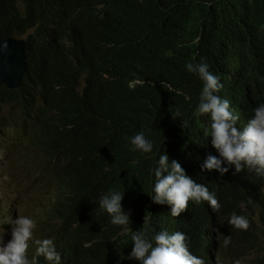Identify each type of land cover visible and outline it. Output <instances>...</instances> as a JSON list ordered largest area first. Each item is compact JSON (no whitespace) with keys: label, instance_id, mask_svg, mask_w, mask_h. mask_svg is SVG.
<instances>
[{"label":"clouds","instance_id":"9594fccd","mask_svg":"<svg viewBox=\"0 0 264 264\" xmlns=\"http://www.w3.org/2000/svg\"><path fill=\"white\" fill-rule=\"evenodd\" d=\"M50 3L0 0L24 20L70 19L68 10L50 12ZM32 31L0 40L25 42L18 77L7 82L0 73V168L9 162V172L18 174L31 199L26 213L9 208L8 215H0L5 226L0 264H210L204 253L209 248L215 264H264V225L249 228L244 215L223 207L239 186L264 207V63L225 73L216 68L236 62L264 31V23L234 16L209 51L200 34L193 39L203 53L186 68L193 75V104L201 119L192 129H185L184 121L155 142L146 130L131 138L132 150L150 164L151 177L149 183L146 175L137 176L140 192L129 195L104 192V184L95 181L81 183L89 150L78 144L81 130L107 125L117 106L90 70L87 42L64 39V48L52 56L68 55L66 71L51 74L26 60V36ZM98 32L97 26L96 39ZM141 82L134 78L129 83ZM239 207L251 217L244 203ZM171 220L186 228L170 226ZM121 247L125 257L113 261Z\"/></svg>","mask_w":264,"mask_h":264},{"label":"trees","instance_id":"16d2710c","mask_svg":"<svg viewBox=\"0 0 264 264\" xmlns=\"http://www.w3.org/2000/svg\"><path fill=\"white\" fill-rule=\"evenodd\" d=\"M60 10H68L70 19L61 21L47 15L24 20L14 8L0 4V40L33 28L26 36V60L51 74L66 71L68 55L52 56L64 48V39L87 42L85 59L91 64L90 70L100 79L101 89L109 94L111 103L117 106L114 120L111 118L107 125L100 122L81 130L78 144L89 149L82 164L86 173L82 174L81 183L95 181L104 184V192L117 190L126 195L140 192L136 188L137 176L146 175L149 183L151 177L150 164L132 150L131 138L146 130L155 142L182 127L184 121L185 129H192L201 119L193 104V75L186 68L194 55L199 58L203 53L192 43L193 39L200 34L209 51L214 37L219 30L229 28L234 16L250 17L259 25L264 23V0H51L50 12ZM252 63H264V31L241 52L236 62L216 68L225 73ZM134 78L142 82L131 85L129 82ZM90 101L103 105L94 99ZM30 135L31 132L28 138ZM188 142L177 149L178 157ZM200 143L202 148L207 147L205 140ZM231 196L223 202L227 213L244 215L250 222L249 228L255 229L256 223L264 225V207L246 187L239 186ZM241 203L247 206L251 217L257 216V221L239 207ZM166 216L169 218L167 213ZM170 226L186 228L185 223L173 220ZM206 235L205 232L204 240ZM125 254L126 249L121 247L112 260ZM216 262L215 257L210 264Z\"/></svg>","mask_w":264,"mask_h":264},{"label":"rangeland","instance_id":"374dc122","mask_svg":"<svg viewBox=\"0 0 264 264\" xmlns=\"http://www.w3.org/2000/svg\"><path fill=\"white\" fill-rule=\"evenodd\" d=\"M8 164L6 168H0V215L5 217L11 210L15 209L20 213H26L31 199L29 193L24 190L22 185L17 181L16 173L9 172ZM8 177V180H4V176ZM5 230V226L0 224V232Z\"/></svg>","mask_w":264,"mask_h":264},{"label":"water","instance_id":"95a60500","mask_svg":"<svg viewBox=\"0 0 264 264\" xmlns=\"http://www.w3.org/2000/svg\"><path fill=\"white\" fill-rule=\"evenodd\" d=\"M25 42L10 37L0 42V73L4 81L11 82L18 77L24 62Z\"/></svg>","mask_w":264,"mask_h":264},{"label":"bare ground","instance_id":"6f19581e","mask_svg":"<svg viewBox=\"0 0 264 264\" xmlns=\"http://www.w3.org/2000/svg\"><path fill=\"white\" fill-rule=\"evenodd\" d=\"M56 35L54 34V37H55ZM232 197V196H231ZM230 202H232V201H230ZM225 203V202H224ZM223 203V204H224ZM229 203V202H228ZM227 203V204H228ZM225 205V204H224ZM230 205V204H229ZM224 207V206H223ZM227 207V206H226ZM228 208V207H227ZM226 208V209H227ZM225 209V208H224ZM163 210V209H162ZM227 210H229V209H227ZM226 212H228V211H226ZM254 223H255V221H253ZM205 223V227H203V228H206V222H204ZM199 227V225H197V228ZM201 231H202V227H201ZM205 232H206V229H203V236H204V234H205ZM200 239H201V237H200ZM216 251V250H215ZM206 252V251H205ZM197 253H198V256H199V254H200V252L197 250ZM208 255H209V258H210V261L213 263L214 261H215V257H214V250L213 249H208Z\"/></svg>","mask_w":264,"mask_h":264}]
</instances>
